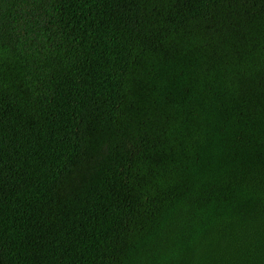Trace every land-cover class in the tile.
<instances>
[{
	"label": "trees",
	"instance_id": "1",
	"mask_svg": "<svg viewBox=\"0 0 264 264\" xmlns=\"http://www.w3.org/2000/svg\"><path fill=\"white\" fill-rule=\"evenodd\" d=\"M0 264H264V0H0Z\"/></svg>",
	"mask_w": 264,
	"mask_h": 264
}]
</instances>
